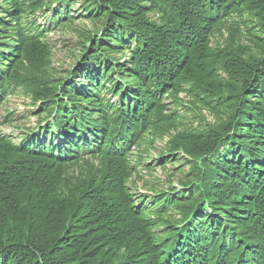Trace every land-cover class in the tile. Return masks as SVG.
Masks as SVG:
<instances>
[{"label":"trees","instance_id":"16d2710c","mask_svg":"<svg viewBox=\"0 0 264 264\" xmlns=\"http://www.w3.org/2000/svg\"><path fill=\"white\" fill-rule=\"evenodd\" d=\"M77 3L93 29L48 78ZM19 86L41 108L0 133V264H264V0H0V105ZM163 140L177 185L138 195Z\"/></svg>","mask_w":264,"mask_h":264},{"label":"rangeland","instance_id":"374dc122","mask_svg":"<svg viewBox=\"0 0 264 264\" xmlns=\"http://www.w3.org/2000/svg\"><path fill=\"white\" fill-rule=\"evenodd\" d=\"M71 16L74 18L73 27L61 28L52 30L46 33V44H48V48L50 51L49 57L44 60H49V65L46 69V76L48 78H65L69 72L73 71V66L78 63L81 46L78 43L79 38L75 35L74 30L83 31V30H92L93 24L86 19H81V8L79 3L75 4L72 9ZM49 12L47 15H51ZM151 16V14L149 15ZM36 17L38 19V24L41 26H48L50 24L49 17H46V14L42 12H36ZM153 18L156 16L153 15ZM50 26V25H49ZM85 34V32H84ZM227 35L226 32L223 34V38ZM218 38H221L218 36ZM134 44L129 48H126L124 54H129L130 50L133 49ZM45 56V54H44ZM43 56V57H44ZM127 57V56H126ZM123 58V57H122ZM43 59V58H42ZM41 59V60H42ZM35 61V59L33 60ZM38 61V59H36ZM122 63L125 62V58L121 60ZM130 66V64H128ZM26 67H29V64L26 63ZM31 69V68H30ZM34 76L39 75V72L34 68L31 70ZM103 96V92L101 94ZM179 97L184 103L188 102V98L184 95V93H180ZM105 99H109L114 102H118L117 97L115 95L107 93L104 97ZM33 100L30 99L28 92L24 89L23 86H19L13 93L8 94L5 101L0 105V133L2 136H7L11 138L13 142L20 143L23 136L22 133L24 130H32L37 125L38 116L36 112H38L41 108L39 104L33 105ZM179 111L183 112V107H179ZM8 122L6 121L7 115ZM198 114H203L205 119L208 122H212V116L208 114L203 109L194 110L193 113H187L189 120L193 123L198 120ZM48 122V121H47ZM45 122V123H47ZM196 125V122L193 123ZM165 148V140L156 141L154 145L149 149L148 153L143 151V146L137 148H133L132 153L135 158L138 152H142L143 156H145V164H153L155 169L147 173L146 169L139 166L138 175L142 178L141 180H136L135 175L133 174L131 177V181H136L135 191L138 195L148 196L151 190L143 185V182L151 183L156 189L159 187H169L176 186V179L180 178L181 172H176L177 169L181 168V165L177 164H167L165 169L157 166L158 158L163 149ZM96 163V160L93 161ZM183 168L188 171L189 167L183 166ZM175 177L171 180V182H175L174 184L168 183V175L175 173ZM180 192L185 190H179ZM150 196V195H149Z\"/></svg>","mask_w":264,"mask_h":264}]
</instances>
